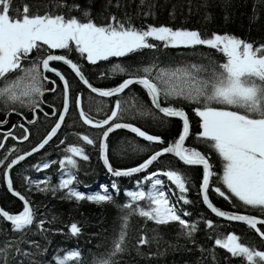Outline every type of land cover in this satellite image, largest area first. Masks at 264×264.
Listing matches in <instances>:
<instances>
[{
	"label": "snow or ice",
	"instance_id": "6c2138e0",
	"mask_svg": "<svg viewBox=\"0 0 264 264\" xmlns=\"http://www.w3.org/2000/svg\"><path fill=\"white\" fill-rule=\"evenodd\" d=\"M130 3H135L134 12L125 10ZM259 3H264V0H257ZM168 4L169 0H164L162 4L159 0H138V3L136 0H104L96 11L97 0H36L32 4H24L21 10L13 7V0H0V111L6 117L0 121V126L7 124V116L13 112L22 114L24 109L32 113L33 118L27 121L30 125L39 123L38 112H43L45 119L58 117L43 140L30 151L15 154V158L10 159V154L22 151L13 145L0 159V165H6L3 182L7 191L23 203L22 210L17 213L0 208V264H126L124 257L133 253L137 258L158 257L163 255L159 250L153 253L145 252L143 248L151 249L155 244L159 249L162 237L158 229L172 222L179 225L178 238L187 241L183 247L189 252L195 249L200 253L196 264H231L236 258L242 264H264V250L241 242V236L235 232L225 235L217 231L223 225L203 215L199 220L186 219L192 213L170 202L162 190L165 185L161 177H166L175 185L179 192L178 202L193 204L188 193L195 184L189 175L178 169L148 172L143 177V181L150 182L147 190L143 181L137 180L135 189L124 190L126 199L123 203L118 201L120 186L117 179H113L110 186L101 185L100 191L86 193L79 190L80 164L77 158L89 161L90 157L78 144H69L63 149L65 155L58 161V183L53 184L49 176L43 180L22 176L28 191L34 188L41 194H50L78 205L89 202L118 209L119 227L111 243L101 245L104 250L92 253L87 262L79 247L65 250L63 255L59 254V249H50L51 234L63 233V229L54 228L58 217L43 218L46 214L39 212V206L14 188L11 170L34 153H39L57 136L74 106L84 125L102 133L96 139L87 134L76 135L86 145L98 147V158L110 177L132 178L135 174L145 173L165 154L173 155L185 166H202L198 195L202 197L203 204L216 217L228 222H241L264 240V230L258 227L264 226V218L221 210L213 204L209 195L210 191L214 192L234 208L240 203L246 210L251 208L264 215V43L255 45L233 34L217 32L205 38L197 29L143 23L148 19H157V9L163 10ZM257 4L252 8V22L259 19ZM212 6L210 0H198L195 4L193 0L179 5L172 3L168 16L170 20H175L178 7L180 14L185 8L191 14L195 7L198 12L203 9L204 19L208 20L211 19L208 9ZM220 6L225 11V20L229 19L232 0H221ZM113 8L117 11H111ZM117 12L122 14L118 16ZM98 18L103 22L97 23ZM137 19L142 21L139 27L134 22ZM198 46L216 50L225 57L224 61L217 62L210 56H202L207 63L183 61L162 66L155 55L161 48L195 51ZM54 50H62L64 54H53ZM145 51L153 54L147 61L141 60L135 65L116 63L101 70L99 79L126 77L118 85L107 88L94 86L85 74L84 65L70 58L75 53L78 61L95 66L112 57L126 58ZM53 62H62L70 68L79 84L88 90L87 110L83 91H77L73 96L72 83L65 73L52 66ZM48 73L59 78L62 89ZM49 84L52 87H48ZM134 85L141 86L145 91L150 107L131 91L127 96L123 95ZM45 93L59 94L62 106L48 103ZM106 98L113 99L114 106L109 108ZM46 103L51 108L50 113L44 112L42 105ZM186 106L191 107L199 117L200 130L195 141L205 146L207 153L186 145L192 135ZM93 111L97 115L105 114L106 118H95ZM172 118L182 121L178 138L147 155L136 166H113L110 153L121 157L147 154L150 146L165 144L162 136L149 134L131 121L151 120L160 127H168ZM16 127L13 125V129ZM19 128L23 129L22 137L14 136L9 129L3 133L4 140L12 137L13 140L28 141L29 129L23 123L19 124ZM118 129L128 130L148 144L125 139L110 148V134ZM65 142L61 139L59 144L64 145ZM3 148L5 143L0 141V149ZM212 153L222 165L220 173L214 170ZM56 163L46 159L31 167L43 172ZM133 217H139L145 225L138 230L140 234L134 243L130 239ZM148 222L157 227L149 230ZM201 222L208 230L207 239L214 240L210 247L196 239L201 231ZM68 231L72 237L79 238L83 229L73 222ZM167 247L177 249L182 246L168 244ZM218 250H224L225 254L221 257ZM50 251L53 253L51 256Z\"/></svg>",
	"mask_w": 264,
	"mask_h": 264
},
{
	"label": "trees",
	"instance_id": "16d2710c",
	"mask_svg": "<svg viewBox=\"0 0 264 264\" xmlns=\"http://www.w3.org/2000/svg\"><path fill=\"white\" fill-rule=\"evenodd\" d=\"M36 0H13V7H19L21 10L24 4L35 3ZM104 0H97L96 11L102 6ZM162 4L164 0H159ZM186 2V0H169V4L163 9H157L158 18L155 20L148 19L143 21V23H154V24H170L173 27H186L188 29H197L201 31L205 38L211 35L212 32H217L219 34H233L239 38L244 39L248 42H253L255 45L264 43V3L257 4V0H232V6L228 10L229 19L225 20V11L220 6L221 0H210V3L213 5L208 9L211 12V19H204V10L201 9L199 12L193 7L192 13L189 14L187 9L183 11V14H180L179 7L177 8V16L175 20H170L168 16V8H170L172 3L177 5ZM198 0H193V3H197ZM138 3V0H136ZM257 4V11L259 14V19L255 22H252L251 18L253 15L252 8L253 5ZM128 12H134L136 10L135 3H130V6L125 9ZM111 11L116 12L115 8ZM122 13L117 12V15ZM15 15V13H13ZM95 15V12H94ZM102 19H97V23H102ZM137 27L141 26L142 21L137 19L134 21ZM53 54H64L62 50H54ZM153 54L145 51L142 54H133L129 57L122 58H109V61L99 62L98 65H89L86 61H78L77 55L73 53L70 58L74 61L82 63L85 68V74L90 79V82L93 83L96 87H114L118 85L126 77L116 76L114 78L108 79H99V73L101 70L109 68L112 64L122 63V64H132L135 65L137 62L144 60L147 61ZM159 58L162 66L168 64H177L183 61L190 62H200L207 63V60L202 59V56H210L212 59L217 62H223L225 57L216 50L207 48L206 46H198L195 51L192 49H168L164 50L161 48L160 52L155 53ZM52 66L57 68L66 74L68 79L73 85V96L77 94V91H83L84 96V107L85 110L88 109V95L89 92L79 84L78 79L75 77V74L62 63L53 62ZM50 79L56 80L57 84L62 89V83L59 81V78L52 73H48ZM48 87H52L51 84ZM129 91L138 95L146 103L147 106L150 105V101L145 93V91L139 85L131 86L129 90H125L123 95L127 96ZM94 95V94H93ZM45 100L48 103H53L57 106H62V100L59 98V94L53 96L51 93H45ZM97 99H100L97 97ZM109 108L114 106V100L111 98H106L105 101ZM48 103L42 105L44 112H51V108L48 107ZM185 111L188 113L190 122H191V137L186 141L187 146L197 147L199 150L207 153L208 149L195 141L196 134L199 132V117L195 115L191 107L186 106ZM107 114H110L108 112ZM92 115L97 118H106L105 114L97 115L95 111L92 112ZM39 123L35 125H30L27 123L28 120H31L32 113L28 109H24L22 114L13 112L7 116V124L0 126V141L5 143V148L0 149V159L4 158L5 153L8 148H11L15 145L18 149H21V153L10 154V159L15 157V154H22L23 151H28L32 147H35L40 143L43 138L47 135V132L51 130V127L54 126L55 120L58 117L45 119L43 112H38ZM5 113L0 111V121L5 120ZM136 124V126L141 127L142 130L147 131L152 135H160L165 141L164 145L155 144L150 146V150L147 154L140 155H129L128 157H121L110 153V162L116 168H127L136 166V164L143 161L147 158V155L152 154L154 151H158L161 147L167 146L168 142L174 141L178 138L179 131L182 127V121L177 118H172L168 127H160L151 120H136L131 121ZM23 123L25 127L29 129V140H13L12 137H9L7 140H4L3 133L7 132L9 129H12L13 135L16 137H22L24 135L23 129L19 128V124ZM13 125H17L13 129ZM76 133L81 135L87 134L90 138L96 139L102 133L96 129L91 128V126L84 125L79 119L78 112L72 107L70 110L69 116L66 118V122L62 125L61 129L58 131L57 136L45 146L44 149H41L39 153H34L31 157L26 158L25 161H22L18 166H14L11 170V176L14 183V188L21 192V194L27 196L36 205L39 206V212L45 213L46 216L43 218L50 219L52 215L58 217L57 223L54 225V228L63 229V233H53L51 234V244L50 249H59V254L63 255L65 250L73 249L79 247L83 252V258L87 262L91 258V254L97 251H103L101 245L107 246L111 243L115 231L119 227V211L117 208L111 205L97 206L89 202H81L79 205L75 202H69L67 200H60L58 197H52L50 194H41L36 192L33 188L32 191L27 190V186L24 184L22 176L27 175L33 179L43 180L46 176L51 177V182L53 184L58 183L60 178L59 173V159L65 155L63 149L66 148L69 144H78L85 148L86 154L89 155V161H82L77 158L78 163L80 164V171L78 173L80 184L78 185L79 190L88 192H96L101 190V185L110 186L113 179H117V182L120 186V194L118 195V201L123 203L125 202L124 190L125 189H135L136 181H143V177L148 174L150 171L178 169L181 172L189 175L195 186L190 189L188 193V198L193 201L191 205H183L182 201H177L179 195L178 190L175 188V185H172L171 182L164 178L165 189H167L169 197L172 200V203L176 206L183 207L185 210L192 213L190 220H199L200 216L203 215L206 219H212L214 223L218 225H223L217 229V231L224 233L225 235L228 232H235L237 235L241 236L243 243L249 246H253L258 250H264V240L260 238L258 233L255 230L249 229L246 225L241 222H228L222 218L216 217L211 211L203 204L202 198L198 195L199 183L202 179V167L201 166H185L178 158L174 157L171 154H165L159 159L158 162H155L153 166H150V169L145 173L135 174L132 178H112L107 174L106 169L103 167L102 161L98 158V147H93L91 145H86L85 142L80 140ZM65 140L64 145H60V140ZM129 139L135 140L137 143L142 145H147L148 142L144 141L142 138L136 137L135 134L130 133L128 130L118 129L114 133L110 134V148L118 144V142ZM59 145V147H58ZM10 159L8 162H10ZM46 159L57 161L56 164L52 165L49 169L44 170L43 172H37L31 166L38 162H43ZM214 165V170L217 173H220L222 170V165L219 162L216 154L212 153V161ZM6 165H0V205L1 207L9 211L10 213H17L22 210L23 203L17 197H14L11 193L7 191V188L3 182V170ZM145 185V190H147V185L150 183L148 181H143ZM86 186V187H85ZM224 190V189H222ZM59 195H62L59 194ZM210 200L213 204L225 211H237L240 214H252L257 215L260 218H264V215H261L257 210L251 208L245 209V207L237 203L234 208L231 203L226 201L224 198L219 197L214 192L210 191ZM184 218V217H182ZM77 222L78 226L82 227L83 232L79 238L72 237L68 231L71 223ZM7 226V225H5ZM47 226V225H46ZM144 221L139 217L132 218V231L130 232V239L132 242H135V239L139 237V229L143 228ZM157 227L152 222L147 223V228L149 230ZM261 227V230H264V226ZM201 231L197 234L196 239L206 247H210L214 240L207 239L208 230L205 228L203 222L200 223ZM159 234L162 237L160 247L157 249V246L154 244L151 249L144 247L143 251H151L153 253L159 252L163 253L158 257L151 258H137L133 253L132 256H125L124 261L126 264H196L197 258L200 253L193 249L191 252L186 250L185 246L187 241L180 237L178 238L177 233L179 232V225L177 222H172L167 226H160ZM149 234L151 232L149 231ZM39 239V237H35ZM168 244H178L182 247L177 249H170L167 247ZM219 255L222 257L225 253L224 250H218ZM49 255H53L50 251ZM74 264V262H70ZM231 264H242V261L239 258L233 259Z\"/></svg>",
	"mask_w": 264,
	"mask_h": 264
},
{
	"label": "rangeland",
	"instance_id": "374dc122",
	"mask_svg": "<svg viewBox=\"0 0 264 264\" xmlns=\"http://www.w3.org/2000/svg\"><path fill=\"white\" fill-rule=\"evenodd\" d=\"M164 178H166V177H161V179L164 181ZM164 185H165V183H164ZM165 187V186H164ZM162 190H164L165 192H166V194L168 195V197H169V194H168V191H167V189H165V188H163ZM169 200H170V202L172 203V200H171V198L169 197Z\"/></svg>",
	"mask_w": 264,
	"mask_h": 264
},
{
	"label": "water",
	"instance_id": "95a60500",
	"mask_svg": "<svg viewBox=\"0 0 264 264\" xmlns=\"http://www.w3.org/2000/svg\"><path fill=\"white\" fill-rule=\"evenodd\" d=\"M60 63H62V62H60ZM63 64V63H62ZM66 66V65H65ZM70 69V68H69ZM71 70V69H70ZM58 119V118H57ZM178 119V118H177ZM31 149H29L28 151H30ZM15 158V157H14ZM202 167V166H201ZM6 186V185H5ZM7 188V187H6ZM202 198V197H201ZM206 206V205H205ZM207 207V206H206ZM0 208H2L1 207V205H0ZM210 210V209H209ZM211 211V210H210ZM214 214V213H213ZM215 215V214H214ZM258 218H260V217H258ZM223 219V218H222Z\"/></svg>",
	"mask_w": 264,
	"mask_h": 264
},
{
	"label": "bare ground",
	"instance_id": "6f19581e",
	"mask_svg": "<svg viewBox=\"0 0 264 264\" xmlns=\"http://www.w3.org/2000/svg\"><path fill=\"white\" fill-rule=\"evenodd\" d=\"M60 63V62H59ZM78 79V78H77Z\"/></svg>",
	"mask_w": 264,
	"mask_h": 264
}]
</instances>
